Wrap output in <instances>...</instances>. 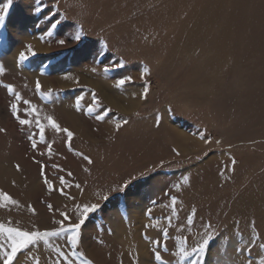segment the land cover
Instances as JSON below:
<instances>
[{
    "label": "rangeland",
    "instance_id": "374dc122",
    "mask_svg": "<svg viewBox=\"0 0 264 264\" xmlns=\"http://www.w3.org/2000/svg\"><path fill=\"white\" fill-rule=\"evenodd\" d=\"M240 1V36L231 47L223 48L212 39L217 36L216 25L203 16L200 25L197 23L202 5L213 7L208 0H59L62 23L55 29L50 25L57 16L48 15V10H55L56 0H13L3 30L8 42L0 45V64L5 67L0 74V128L6 130L0 132V190L23 207L0 208V222L11 220V226L29 230L33 225L51 229L56 227L52 221L60 218V212L74 215L75 202H99L101 209L83 229L80 250L95 264H142L141 238L148 245L150 262L159 264L144 233L154 240L161 237L158 229L144 227L150 223L146 211L152 209V223L160 220L166 224L170 212L166 205L172 194L183 201L180 219H174V225L183 222L192 205L198 210L195 227L183 233L189 237V245L199 239L195 233L201 218L211 220L217 228L201 264H222L225 248L237 251L245 247L251 249V258L258 264L264 257V249L259 248L264 235L259 228L255 233L260 239L252 244V228L250 233L232 235V239L227 234L231 233L227 224L237 203L251 201L253 196L247 195L255 186L257 190L258 185L264 187V0ZM6 2L0 0V6ZM224 3L239 10L231 0ZM35 6L43 11L35 13ZM81 26L86 33L82 41L68 39ZM58 38L67 39V46L56 44ZM25 44H32L39 55L21 64L18 55ZM117 62L124 67L103 71ZM144 66L149 67L151 76L141 78ZM124 75H131L134 82L117 88L116 80ZM37 79L42 91L52 90L48 99L36 91ZM94 79L119 92L116 96L128 95L123 107L109 101ZM145 81L149 85L147 100L140 95ZM3 84L14 85L24 99L37 105L41 118L52 115L71 130L72 148L90 156L94 164L89 166L69 152L64 134L51 129H46L45 135L49 142L54 141L55 155L49 157L44 144L33 150L29 136L36 130L20 125L12 115L14 98ZM92 92L98 97L95 105ZM81 97L77 110L76 101ZM88 105L96 108L92 115L87 113ZM106 109L111 111L103 120L95 119ZM66 111L74 113L75 119ZM157 114L164 115L160 127L155 126ZM124 119L129 123L117 131V123ZM177 130L189 140L179 144ZM209 139L211 143H205ZM33 158L42 161L43 173L54 187H59L58 177L64 176L82 184L83 194L75 187L66 189L76 197L74 202L58 191L49 193L41 165ZM162 160L165 163L159 167ZM52 164L65 171L52 168ZM67 171L74 179L66 176ZM140 172L146 174L125 193H114L107 202L96 195L102 196L130 174ZM186 178L188 183H184ZM175 185L181 186L180 192ZM28 205L35 207V215ZM180 234L169 229L168 251L161 252L168 264H177L174 253ZM56 243L64 245L62 239ZM237 252L245 260L249 257L247 251ZM53 256L48 247L41 246L19 253L14 264H36L33 257L39 264H51Z\"/></svg>",
    "mask_w": 264,
    "mask_h": 264
},
{
    "label": "snow or ice",
    "instance_id": "6c2138e0",
    "mask_svg": "<svg viewBox=\"0 0 264 264\" xmlns=\"http://www.w3.org/2000/svg\"><path fill=\"white\" fill-rule=\"evenodd\" d=\"M42 3V0H39ZM13 4V0H7L2 6H0V45L6 44L7 37L3 32L5 29V21L8 15V11ZM33 11L37 14L41 13L43 9L39 6H35ZM48 15H55L57 19L53 24L50 25L51 28L55 29L62 22L59 20V0H56L55 10L50 8L48 10ZM53 35L52 32L48 33V36L51 37ZM86 35L84 32L83 26H81L74 34L70 35L68 39H71L73 42H81L82 38ZM43 39V37H41ZM55 43L61 47H66L68 44L67 39H56ZM108 47L107 41H104V48ZM39 55L32 44H25L24 50L21 51L18 55V60L21 64L25 61H28L31 57H35ZM124 64L121 62H117L111 66H105L103 68L104 72L114 71L118 68H123ZM93 72L96 71V68L92 69ZM5 72V67L3 64H0V74ZM145 76H151V70L149 67L144 66L143 72L141 73V78ZM67 78V77H66ZM133 78L131 75H124L119 78L115 82V86L117 88L124 86L126 83H133ZM2 83V82H0ZM79 83V81H77ZM3 87L7 89V91L13 96L14 100L10 103V111L18 123L22 126H27L29 128H35L36 132L34 135L29 136V140L31 143V147L33 150L38 149L39 144H44L46 147V152L49 157L55 155L52 148V143L49 142L45 133L46 129H51L53 132L57 134H64L65 137V146L67 147L69 152H73L75 156L79 157L81 160L86 162L87 165L91 166L94 164V160L85 155L83 152H75L72 148L71 141L74 137V133L66 127H63L54 116L47 115L41 118L40 109L37 105L33 104L31 101L24 99L20 93L16 92L15 86L12 84H3ZM43 85L40 80L37 79L35 82V89L39 93L42 99H48L52 95V90L48 92L42 91ZM149 93V85L147 81H145V87L143 91L140 93L141 97L145 100L148 99ZM93 104L95 105L98 101V97L95 92L91 93ZM83 98H79L76 101V108L80 110V100ZM21 104L24 105L23 109H21ZM111 109H106L103 114L97 113L95 115V119L103 120L105 115L110 112ZM170 112L171 109H168ZM96 112V108L93 105L87 106V113L92 115ZM164 119V115L157 114L155 118V126L160 127L162 120ZM129 121L127 119L122 120V122H118L116 125V130L127 125ZM6 131L3 128H0V132ZM202 140L205 139L204 136L200 137ZM205 143H211V140H205ZM219 143V141H217ZM173 151H176L173 149ZM40 155H45V152H40ZM176 155H180L178 151H176ZM34 162L38 165H41V175L44 180V184L47 186L49 193L52 191H58L61 195L65 196L67 199L76 201V197L69 194L66 189H71L75 187L80 190L81 195L84 192V187L80 183H72L71 180L65 179L64 176H59V187H54L53 182L50 181L46 175L43 173V164L42 161L36 160L33 158ZM164 161H160L159 167H163ZM236 161L233 158L232 165L233 171L235 168ZM17 170H19L20 166L16 165ZM52 168L59 169L60 171H65L62 168H59L58 165L52 164ZM85 172L90 173V168L85 167ZM151 171V170H149ZM146 173L140 172L138 175L130 174L127 179H124L122 182L115 184L110 187L108 192H105L102 196L99 193L96 195L99 196V199L107 202L112 197V194H123L127 190H129V186L133 184L139 177H143ZM66 176L74 179L73 173L71 171L66 172ZM184 183H188L187 178ZM177 192L181 191L180 185L174 186ZM169 204L166 205L169 209V215L166 217V224L160 220H156L155 223H152V209L149 208L146 211V215L149 217L150 223L146 224L144 227L149 228L153 227L158 229L160 234V239H151L147 237V233H144L145 237L149 239V242L153 245V258L155 261H159V264H168V261L164 260L162 257V250L168 251L167 240L169 237V229L175 228L178 232H180V236L176 238L177 243L175 245L176 251L174 255L178 258L177 264H201L204 256L207 253V250L216 237L217 228L212 223L211 220H203L200 219V228L199 231L195 233V235L199 236V239L194 243L189 245V237L184 235L185 231H192L195 227L197 218H198V210L195 205H192L185 215L183 222L179 225H174L173 220L180 219V211L183 206V201L177 196L169 194ZM155 203V202H153ZM12 207L20 208L23 207L19 201L14 199L11 195L3 190H0V208L11 211ZM48 209L52 210V205H47ZM102 205L99 202H92L91 200H83L80 202H75L73 205L74 215H69L68 211H62L59 213V219H53L52 223L56 225V227L51 229L41 230L37 226L33 225L32 228L24 229L18 226H11V220L8 221L7 224L4 222H0V264H14L17 259L19 253L24 252L26 250L30 251L33 248H39L41 246L48 247L53 253L54 256L51 258V264H95L94 260L88 258L83 251L80 250L81 240L83 236V229H85L87 223L90 219L94 218V214L98 213L101 209ZM67 208V205H65ZM28 210L35 215L36 209L32 205H28ZM250 226L255 233L256 222L253 220L250 222ZM64 241L63 247L60 246L56 241L59 240ZM260 239V235L255 233L253 239L249 241L250 244L255 243L256 240ZM97 243L103 244V239H97ZM260 249H264V243L259 244ZM240 252H249V257L246 258L245 264H255L254 260L251 258V249L245 247L243 249H237ZM227 249L225 248L224 253L221 255H226ZM36 261V264H39V261L36 257H33ZM138 264V261L135 262ZM258 264H264V257L259 259Z\"/></svg>",
    "mask_w": 264,
    "mask_h": 264
},
{
    "label": "bare ground",
    "instance_id": "6f19581e",
    "mask_svg": "<svg viewBox=\"0 0 264 264\" xmlns=\"http://www.w3.org/2000/svg\"><path fill=\"white\" fill-rule=\"evenodd\" d=\"M224 1L225 0H208V2H213V7H210L211 9L209 8V6L204 7L203 4L200 15L197 18V23L198 25H200L201 23L200 20L201 17L203 16L207 18L211 22V24L216 25L217 26L216 30H218L217 36L215 37L213 36L212 39L216 41L218 45H220L221 47L226 48V47H231L235 42H237V39L240 36L241 32L239 31V29L241 26V22L243 21V16H242L243 7H240L239 3L237 2L240 0H236V2L235 0H231L235 3L237 8H239V10L236 9V7L234 6L226 7ZM240 2L243 3L242 1ZM97 79H94L93 82L96 83V86L100 87V89L103 91L104 95L108 98V100L111 101L114 105L123 107L124 101L125 99H127L128 95L126 96L125 94H123L124 97L121 95L122 93H120V96L119 94H117V96L114 95V93H116L117 91L115 92L111 90L110 86L107 83H102ZM113 89L116 88L114 87ZM67 114L71 115L72 118L75 119L74 113L67 112ZM177 133L179 137L178 140L180 139V142L178 141L179 144H182V142L189 140L188 136L182 131L177 130ZM258 187L261 189L262 192H260V189L257 190L255 186L247 195L248 198L249 195L253 196L251 201L248 200L240 201L237 203L235 209L233 210L232 217L230 218L231 220L229 224H227L228 225L227 230H229L232 233V234L231 233H227V234L230 235L231 239L239 232L245 231L246 234L250 233L248 231L251 228L250 222L253 220L252 219L253 217L255 218L254 221L256 222V228H259V230L264 235V217L261 216V213L264 211V187L262 185H258ZM138 242H139L138 245L141 254L140 262L142 264H153L150 262V258L148 259L150 254L148 253L147 243L143 241L141 238H139ZM223 258L224 260L222 261V264H228V262H230L229 264H244L246 261L244 258H242L241 254L235 251V249H231L227 251V254L224 255Z\"/></svg>",
    "mask_w": 264,
    "mask_h": 264
}]
</instances>
